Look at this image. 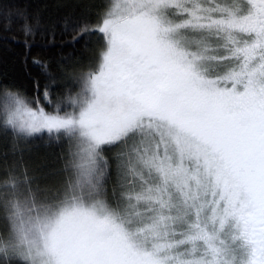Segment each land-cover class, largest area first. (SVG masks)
I'll use <instances>...</instances> for the list:
<instances>
[{
    "label": "snow or ice",
    "instance_id": "snow-or-ice-1",
    "mask_svg": "<svg viewBox=\"0 0 264 264\" xmlns=\"http://www.w3.org/2000/svg\"><path fill=\"white\" fill-rule=\"evenodd\" d=\"M23 19L81 56L0 84V134L57 167L0 166V264H264V0H99Z\"/></svg>",
    "mask_w": 264,
    "mask_h": 264
},
{
    "label": "trees",
    "instance_id": "trees-1",
    "mask_svg": "<svg viewBox=\"0 0 264 264\" xmlns=\"http://www.w3.org/2000/svg\"><path fill=\"white\" fill-rule=\"evenodd\" d=\"M0 3H13L30 11H39L45 20H57L68 11L66 8L57 9L55 7L57 4H96L99 0H0ZM22 24L23 19L16 16L10 21L0 19V84L15 83L31 93L33 85L28 74L31 73L36 77L39 72L31 58L47 61L50 57L59 58L61 54L65 57L69 54L81 56L83 49L81 45H76L73 49L69 45L71 37L67 35L57 34L54 42L51 37L36 36L30 41L31 58L25 63L26 37L22 32ZM83 55L87 54L83 53ZM59 151L58 147L50 144L46 139H37L26 145H20L19 150L14 151L11 139L0 134V166H3L7 158L8 162H19L39 175L58 166Z\"/></svg>",
    "mask_w": 264,
    "mask_h": 264
}]
</instances>
